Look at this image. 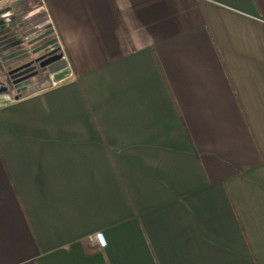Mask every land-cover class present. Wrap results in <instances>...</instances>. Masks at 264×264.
<instances>
[{
    "label": "crops",
    "instance_id": "1",
    "mask_svg": "<svg viewBox=\"0 0 264 264\" xmlns=\"http://www.w3.org/2000/svg\"><path fill=\"white\" fill-rule=\"evenodd\" d=\"M6 1L68 68L0 96V264H264V0Z\"/></svg>",
    "mask_w": 264,
    "mask_h": 264
},
{
    "label": "flooded vegetation",
    "instance_id": "2",
    "mask_svg": "<svg viewBox=\"0 0 264 264\" xmlns=\"http://www.w3.org/2000/svg\"><path fill=\"white\" fill-rule=\"evenodd\" d=\"M36 8L37 7L33 5L29 12L31 10H35ZM0 23V57L3 63V67H0V89L7 88L8 93L12 92L14 97H21L26 92L39 88V86L40 89L51 87L50 82L52 78H54L53 74L48 72L47 66L40 67V65L53 55L60 54L59 46L56 45L57 40L55 35L53 33H47V31L43 28L39 29L36 33L32 32V34L29 33L28 35H23L20 38H13L12 36L14 35L12 34V30L6 27L5 21L2 18H0ZM48 37H53V39H55V45L46 46V48L35 52L46 44L47 41L43 43L40 42L44 41V39ZM24 41L25 44L22 45V42ZM11 45L15 48L17 47V49L7 53L8 46ZM55 49H58L55 54L38 60L43 55H46ZM8 57L11 58L8 59ZM16 60H18V62L13 67L7 70L5 69V65H7L8 62ZM20 67L24 68L16 73H11L16 69H20ZM43 70L46 71L44 74L45 76L41 75ZM40 77L42 80H35Z\"/></svg>",
    "mask_w": 264,
    "mask_h": 264
},
{
    "label": "water",
    "instance_id": "3",
    "mask_svg": "<svg viewBox=\"0 0 264 264\" xmlns=\"http://www.w3.org/2000/svg\"><path fill=\"white\" fill-rule=\"evenodd\" d=\"M13 1L14 0H11L9 2H13ZM3 6H5V4ZM43 42H46V44L43 45V47H41L40 49L36 50L35 52L46 48V46H54L55 45V39H53V37H50V38L48 37V38L44 39V41H42L40 43H43ZM57 51H58V49L52 50L49 53H47L46 55H43L38 60L44 59L47 56H51L52 54H55ZM11 57H8V59H10ZM45 66H47L48 72L50 74H53V77L56 80L62 79L63 77H65L67 75V71H66L67 64H66V62L64 60H61V54L53 55L52 57H50L49 59H47L46 61H44L40 65V67H45ZM24 67H20V69H16V70L12 71L11 73H16V72H18L19 70H21ZM7 92H8V89L7 88L0 89V95L5 94ZM14 98L15 99H18L19 97L16 96Z\"/></svg>",
    "mask_w": 264,
    "mask_h": 264
},
{
    "label": "rangeland",
    "instance_id": "4",
    "mask_svg": "<svg viewBox=\"0 0 264 264\" xmlns=\"http://www.w3.org/2000/svg\"><path fill=\"white\" fill-rule=\"evenodd\" d=\"M7 2V1H6ZM7 3H9V2H7ZM3 3H1L0 4V12L2 11V7H3ZM8 12H9V15L8 14H6V15H4V16H6L7 17V19H6V24H7V26H8V28L9 29H11V30H13L14 31V35H15V32H16V36L17 37H19L20 35H22L23 36V34L22 33H19L18 31H19V29H18V31H16L17 29L16 28H18V23H17V20H15V18H14V14H12L11 13V11L10 10H8ZM13 38H15V36H12ZM23 44H25V41L24 42H22V45ZM17 49V47L15 48L13 45H11V46H8V49H7V53L9 52H12V51H14V50H16ZM18 62V60H16V61H11V62H8L7 63V65H5V69L7 70V69H9V68H11V67H13L16 63ZM6 64V63H5ZM45 70H43L41 73V75L43 76L44 74H45ZM45 76V75H44ZM44 78V77H43ZM36 81H40V80H42V78L40 77V78H37V79H35ZM12 95L13 93L12 92H10V93H5V94H3L4 96L5 95ZM0 103H1V101H0Z\"/></svg>",
    "mask_w": 264,
    "mask_h": 264
},
{
    "label": "built area",
    "instance_id": "5",
    "mask_svg": "<svg viewBox=\"0 0 264 264\" xmlns=\"http://www.w3.org/2000/svg\"><path fill=\"white\" fill-rule=\"evenodd\" d=\"M59 50H60V49H59ZM60 54H61V59L64 60V61L66 62V64H67V67H66V69H67V68H68V62H67V60L65 59L63 53H61V51H60ZM56 84H57V81H56L54 78H52V80H51V82H50V85H51V86H54V85H56ZM94 238H95V240L98 242V244H99L100 246L103 247V246L105 245V241H104V238H103L102 233H97V234L94 236Z\"/></svg>",
    "mask_w": 264,
    "mask_h": 264
},
{
    "label": "trees",
    "instance_id": "6",
    "mask_svg": "<svg viewBox=\"0 0 264 264\" xmlns=\"http://www.w3.org/2000/svg\"><path fill=\"white\" fill-rule=\"evenodd\" d=\"M0 67L1 68L3 67V63H2L1 57H0Z\"/></svg>",
    "mask_w": 264,
    "mask_h": 264
}]
</instances>
